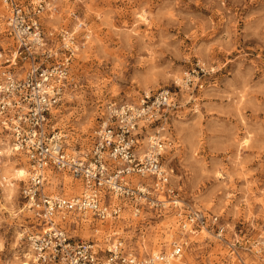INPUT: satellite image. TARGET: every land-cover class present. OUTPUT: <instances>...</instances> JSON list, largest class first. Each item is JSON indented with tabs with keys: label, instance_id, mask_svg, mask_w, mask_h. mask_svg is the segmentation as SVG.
Wrapping results in <instances>:
<instances>
[{
	"label": "rangeland",
	"instance_id": "rangeland-1",
	"mask_svg": "<svg viewBox=\"0 0 264 264\" xmlns=\"http://www.w3.org/2000/svg\"><path fill=\"white\" fill-rule=\"evenodd\" d=\"M47 1L45 31L75 28L81 20L90 31L54 116L67 148L89 145L106 101L176 88L183 72L199 64L203 86L178 93L176 143L165 162L186 205L215 215L225 231L222 237L207 231L189 236L182 263L264 264V0ZM3 15L0 3V31ZM0 150V175L7 180L0 188V264H22L18 237L33 218L19 196L26 174L18 178L15 171L27 165ZM51 178L49 191H60L59 183L62 193L74 194L67 190L75 183L70 177ZM124 217L123 235L132 245L143 243L147 253L168 249L179 236L171 214L143 223ZM86 219L70 233L93 236L96 223Z\"/></svg>",
	"mask_w": 264,
	"mask_h": 264
},
{
	"label": "built area",
	"instance_id": "built-area-1",
	"mask_svg": "<svg viewBox=\"0 0 264 264\" xmlns=\"http://www.w3.org/2000/svg\"><path fill=\"white\" fill-rule=\"evenodd\" d=\"M0 3L7 12L0 31V149H9L26 162L19 196L33 218L28 226L21 225L18 237L23 261L171 264L182 260L189 236L207 231L222 237L225 227L218 217L186 205L165 162L176 143L173 120L181 107L178 93L202 88L203 68L196 64L184 71L176 88L160 87L135 99L106 101L89 145L71 151L54 116L70 84L72 62L90 36L89 28L81 20L75 28L45 31L41 16L49 6L47 0ZM52 174L70 177L77 192L66 195L59 183L60 191H49ZM6 181L0 175V188ZM125 214L142 223L171 214L177 219L179 236L168 249L147 253L143 243L132 245L123 235L119 224ZM87 217L96 223L94 235L82 239L71 234Z\"/></svg>",
	"mask_w": 264,
	"mask_h": 264
},
{
	"label": "bare ground",
	"instance_id": "bare-ground-1",
	"mask_svg": "<svg viewBox=\"0 0 264 264\" xmlns=\"http://www.w3.org/2000/svg\"><path fill=\"white\" fill-rule=\"evenodd\" d=\"M5 17V15H3ZM7 151V150H6ZM26 169L25 170H16L15 171V176H17L18 178L20 177V174L25 175L27 173ZM3 178H6L4 175H2ZM11 185L8 184V185H5V191L8 193L11 192ZM67 190L70 192V193H76L77 190H78V186L75 184V183H72L68 188ZM2 193V192H1ZM82 221H85V220H82ZM89 222V219H86V223ZM85 223V222H84ZM88 224V223H87ZM86 225V224H85ZM88 227V226H87ZM182 263V260L181 259H178L176 260L175 262H172L171 264H181ZM22 264H27L25 261L22 262ZM183 264V263H182ZM185 264V263H184Z\"/></svg>",
	"mask_w": 264,
	"mask_h": 264
}]
</instances>
